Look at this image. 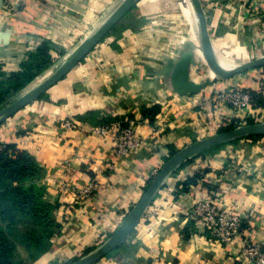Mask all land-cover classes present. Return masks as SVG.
Instances as JSON below:
<instances>
[{"label": "crops", "instance_id": "obj_1", "mask_svg": "<svg viewBox=\"0 0 264 264\" xmlns=\"http://www.w3.org/2000/svg\"><path fill=\"white\" fill-rule=\"evenodd\" d=\"M123 0H0V72L10 76L53 50L76 47ZM217 61L233 68L264 56V0H199ZM187 60L189 81L206 86L182 95L172 82ZM228 69V68H227ZM218 78V77H217ZM258 93L264 120V67L224 81L208 67L189 0H139L61 80L0 125V141L29 154L43 199L59 227L29 264H63L101 245L140 199L171 155L236 119L209 99L223 87ZM158 107L153 114L152 108ZM235 116V117H234ZM128 118L146 143L119 157L114 139L92 132L103 120ZM78 121L68 129L64 120ZM109 164L112 168L109 167ZM95 179L90 199L75 188ZM245 224L233 242L211 240L189 218L198 199ZM264 247V137H241L175 168L125 241L94 264H253L239 258L241 238ZM22 247V246H21ZM27 260L26 250L16 247Z\"/></svg>", "mask_w": 264, "mask_h": 264}, {"label": "water", "instance_id": "obj_2", "mask_svg": "<svg viewBox=\"0 0 264 264\" xmlns=\"http://www.w3.org/2000/svg\"><path fill=\"white\" fill-rule=\"evenodd\" d=\"M139 0H123L112 13L103 21V23L94 29L85 39H83L76 48L67 56L63 63L41 83L34 88L26 91L18 99L0 110V125L17 111L37 100L50 87L61 80L73 67H75L104 37L114 25L129 12ZM195 12L198 29L200 48L203 57L210 70L222 79H228L232 76L245 72L247 70L264 67V56L253 59L233 68H225L216 59L210 38L207 32L205 14L199 0H189ZM187 60L179 62L173 71L172 82L178 92L182 95L195 94L206 86L189 81L187 76ZM249 135H260L264 137V122L249 123L237 126L235 128L212 134L208 137L198 139L189 145L176 150L171 154L157 173L152 177L150 183L145 188L140 199L134 204L130 211L125 215L116 230L98 247L90 250L85 255L77 258L68 264H94L100 259L109 255L118 248L129 236L136 226L145 210L151 203L154 195L162 185L166 177L179 165L189 158L211 149L220 144L232 141Z\"/></svg>", "mask_w": 264, "mask_h": 264}, {"label": "built area", "instance_id": "obj_3", "mask_svg": "<svg viewBox=\"0 0 264 264\" xmlns=\"http://www.w3.org/2000/svg\"><path fill=\"white\" fill-rule=\"evenodd\" d=\"M209 100L215 103L218 108H228L234 111L236 117L241 121L252 119L255 121L254 123L264 122L257 115L258 105L249 89L223 87ZM231 119L228 120V123H231ZM62 124L68 129L77 128L79 125L78 121L74 119L64 120ZM92 132L103 137H112L115 142L113 153L119 157L128 156L146 143L145 138L136 131L135 121L126 117L101 122L92 128ZM3 143L0 141V151L5 146ZM109 167L112 168L110 164ZM98 188L97 181L91 179L82 187H76L75 193L82 202L90 199ZM189 218L211 240L219 241L224 245L233 242L241 234L245 224V219L239 214L219 208L211 195L194 202L189 212ZM240 241L239 258L248 259L253 264H264V247L262 245L252 243L247 237L241 238Z\"/></svg>", "mask_w": 264, "mask_h": 264}, {"label": "trees", "instance_id": "obj_4", "mask_svg": "<svg viewBox=\"0 0 264 264\" xmlns=\"http://www.w3.org/2000/svg\"><path fill=\"white\" fill-rule=\"evenodd\" d=\"M41 48V57L38 58H50V48L47 45H41ZM33 61H36V58ZM30 64L32 62L26 64L20 73H23ZM0 75L4 74L0 72ZM251 93L256 104L260 105L262 103L260 95L255 91H251ZM157 110L158 107H153L151 111L154 114ZM109 121L111 120L101 122ZM235 122L236 120L232 121V123ZM252 122L250 121V123ZM232 123L227 121L223 123L220 126V132L235 128ZM248 137L261 136L249 135ZM3 144L5 146L0 151V264H18L13 259L16 243L9 239L7 233L17 224V212L35 220V225L31 230L22 235V239L27 241L26 247H24L28 254L27 260L23 263L29 264L49 248V238L59 225L52 215L53 205L43 199V187L35 185V180L39 177L40 172L33 158L26 152L19 151L9 142ZM174 152L175 150L171 149V154ZM9 199L12 200V203L9 202ZM115 253V251L111 252L108 256Z\"/></svg>", "mask_w": 264, "mask_h": 264}, {"label": "rangeland", "instance_id": "obj_5", "mask_svg": "<svg viewBox=\"0 0 264 264\" xmlns=\"http://www.w3.org/2000/svg\"><path fill=\"white\" fill-rule=\"evenodd\" d=\"M75 48L76 47H73L68 50H65L63 48L54 49L52 53L53 57L50 55L51 57L48 59L45 58L36 59V61L30 64L27 67V69L24 70L23 73L19 72L10 76L0 75V110L6 107L7 105L11 104L12 102H14L26 91L34 88L39 83H41L45 78H47L50 74H52ZM262 53H264V49H261L260 54ZM216 79H218L217 76ZM219 79L221 81L222 78ZM222 80L224 81L225 79ZM250 121L253 120L248 119L247 121H241L236 119L235 123L232 122L231 123L233 124V126L237 127V126L249 124ZM254 122L255 121H253L252 123ZM220 131L221 128L219 127L214 132H210L208 134L206 133L204 137H208ZM9 202L12 203V200L9 199ZM16 221L17 224L12 229L8 230L7 233L9 239L14 243H16V247L20 246V248L23 247L25 249L26 247L25 243H27V241L25 239H22V235H24L26 232L31 230V228L35 225V220L32 217L24 216L21 215L19 212H17ZM21 243H23L24 245H22ZM89 251L90 249L87 250V252L86 251L85 252L88 253ZM85 252L82 255L75 256L74 258L70 259L68 262L63 264H68L76 260L77 258L85 255L86 254ZM13 259L18 264H24L23 262L26 261L21 258V255L18 256V250L16 249L13 253Z\"/></svg>", "mask_w": 264, "mask_h": 264}]
</instances>
